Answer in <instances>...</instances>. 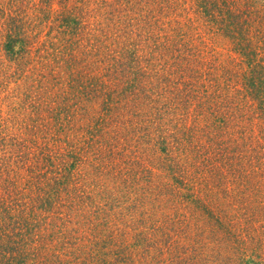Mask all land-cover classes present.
Listing matches in <instances>:
<instances>
[{"label": "rangeland", "instance_id": "rangeland-1", "mask_svg": "<svg viewBox=\"0 0 264 264\" xmlns=\"http://www.w3.org/2000/svg\"><path fill=\"white\" fill-rule=\"evenodd\" d=\"M93 1L0 0V172L10 181L1 199L48 177L80 194V207L57 210L68 237L50 227V264L112 261L93 256L92 245L104 242L128 264H264V0H231L243 11L235 31L213 6L204 13L202 0H149L146 18L134 4L119 9L126 20L153 23L144 27L150 39L128 53L139 61L124 80L86 64L82 95L78 72L66 68L89 48L72 44L60 12L79 3L89 14ZM8 17L25 36L11 55L2 49ZM173 44L176 58L163 55ZM252 66L258 97L245 86ZM105 84L111 97L98 87Z\"/></svg>", "mask_w": 264, "mask_h": 264}, {"label": "trees", "instance_id": "trees-1", "mask_svg": "<svg viewBox=\"0 0 264 264\" xmlns=\"http://www.w3.org/2000/svg\"><path fill=\"white\" fill-rule=\"evenodd\" d=\"M118 1L119 3H117L115 6L113 5V3L105 2V6L102 8L99 5L101 0H94L93 4L96 3L94 5V9L92 8L88 10L90 11L89 14L91 15L84 12L82 6H80L79 3H77L74 7L71 5V8H66L63 10V12H60V21L63 26L62 30L66 34L74 36L75 38V41H73L72 44L75 45L78 50L79 48H89L84 59L80 60L77 58V56L74 57L73 55H71L70 61L67 62L68 65L66 64V61H64L67 65V70L72 71L73 69L74 72H78L77 75L73 77L75 80L74 89L76 92L82 93V95L84 92H86L85 89L88 87V85L85 84V73L87 71L85 72L84 68H86V64H88V67L92 66L93 68L96 62L99 64L102 63L104 64L103 70L104 68L107 70L109 69V71L116 70L115 77H112L113 80L117 77L118 79L122 78L124 80L125 76L127 75L124 69L126 68L128 63H132L133 60L134 62H136L135 60H138V56L134 58L128 53H132V51L133 53L138 51V47L143 46L141 45V43L146 42L148 41V39H150L149 34L147 33V31H145L144 27L147 26V28H149V26H151V24L153 25V23H147V21L145 23L143 21H140V19L148 17L143 14L144 12L148 13L154 11L155 8L152 2L147 0V7L141 4V1L143 0ZM123 3H125V5L122 6L121 4ZM201 3L202 5L200 6L201 8H203L204 13L209 14L210 8L213 6L214 9H216L220 14L221 18H223L225 27L226 23H228L230 24L228 25L229 29H232L231 27H233V31H235L238 28L239 15L240 12L243 11H240V9L237 8L233 1L202 0ZM14 4L15 3L11 2V6L9 8H11ZM130 4H134L135 7L140 8L139 10H141L143 14L141 18L135 17L134 19H132V21L130 18H127L126 20L124 15L121 14L120 10L122 11V9L124 10V12H129L125 9L130 8ZM0 6L1 10L4 4L2 6V4L0 3ZM4 9L5 11L3 12L2 17L7 14L6 7ZM9 13H11V11H9ZM91 16L95 20H90ZM99 16H102L103 18H100ZM17 21L19 20L11 17H8L4 20V30L6 31V33L5 36H3L4 41L2 42V49L6 53H8V55L17 54L16 51L19 52L20 49L15 48L20 46V43L22 41L20 38L25 37L24 35H22L24 33V27H22L21 21L20 23ZM161 38L164 39L163 41L165 45L162 44L158 48H163V50H165L167 48L166 45L168 38L164 35ZM134 40L136 41V43L139 41V44L136 45ZM135 47L137 49H134ZM177 49L179 48H177V46L173 44L170 50L163 52V55L168 52L171 55H174L176 58ZM101 50L103 53H105V55L103 54V56H99V54L102 53ZM79 53L80 55H83V52ZM186 70L190 72L188 67L186 68ZM109 71H104V74L106 73L108 78L111 77ZM249 74L250 75H248L247 77L248 83L245 85L246 89L247 91H249L248 93L250 95H252L253 97H258L260 96L261 91L258 92L260 90V85L258 84V76L254 75V66L250 67ZM195 82L196 83L194 84L198 85V87H201V81H199V79H195ZM98 87L101 89L102 95L110 96L112 94V89L106 90V84L103 86L98 85ZM192 87H194V85ZM188 90L190 89L188 88ZM194 90L195 89H193V91L191 90V98H193L195 95L193 94ZM208 112L209 111L207 110V113ZM67 117L68 116H66V118ZM18 150H16L14 153H16ZM14 153L11 155H14ZM63 166L65 170L68 169V166ZM35 170L36 167H34L33 165L28 169V172L34 174ZM54 172L56 174L58 173V175L63 173L60 165H55ZM4 182L10 183L7 178L2 177V173L0 172V185ZM45 182L48 183H44L39 180L34 181V184L32 185V183L30 184V182H28V186L32 185L30 192L28 194L25 193L22 195L21 192H19L20 194L18 198L10 196L8 198L7 204L0 197V264H50V227L54 230L55 234L53 235L56 238L59 239L68 237V234L65 233L66 231L62 228L61 225L64 221L58 222L59 213L57 212V210L61 206L80 207V194H73L69 190L68 180L67 182H65L62 179H56V177H48L47 181ZM150 182L152 188H156V183L154 182V180ZM12 184L13 181L11 182V185ZM154 192H156L155 189ZM189 196L190 197L188 198L190 199L188 200L194 202V205L196 207L201 206L202 208H204L199 199H193V197H191L193 195L191 194ZM13 209H17V211H13L12 213ZM80 219L84 220L83 218ZM159 228L160 227L157 225L156 229L159 230ZM40 229H42V231ZM34 231L38 232L34 233ZM46 232L47 235L45 234ZM105 244L106 242H104L102 245ZM102 245L101 247H99V245L96 243L92 245L93 251L96 252L93 256L97 257L102 255L108 257L110 256V258L113 257L111 259L112 261H108L107 263L104 261L103 264L129 263L127 261L125 262V260L123 261V257L121 255L122 251H119V247L116 249L108 250L102 249ZM43 249H45L47 253L44 252L43 254ZM55 251V253L60 252V250ZM114 259L115 262L113 261Z\"/></svg>", "mask_w": 264, "mask_h": 264}]
</instances>
